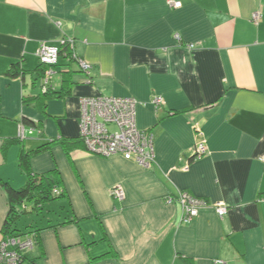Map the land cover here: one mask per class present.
<instances>
[{"label": "crops", "instance_id": "1", "mask_svg": "<svg viewBox=\"0 0 264 264\" xmlns=\"http://www.w3.org/2000/svg\"><path fill=\"white\" fill-rule=\"evenodd\" d=\"M167 1L0 0V241L2 183L27 181L20 147L78 139L81 98L134 99L155 157L144 169L72 142L69 153L54 144L32 155V173L60 175L65 197L48 217L71 222L31 234L15 264H264V0ZM62 42L88 73L61 58L49 87L68 79V93L40 100L36 50ZM11 64L22 74L6 75ZM180 192L206 203L188 223L179 203H165Z\"/></svg>", "mask_w": 264, "mask_h": 264}, {"label": "built area", "instance_id": "2", "mask_svg": "<svg viewBox=\"0 0 264 264\" xmlns=\"http://www.w3.org/2000/svg\"><path fill=\"white\" fill-rule=\"evenodd\" d=\"M171 8L179 9L180 3L167 1ZM251 19L254 23L260 20V14L255 12ZM178 39V35L175 36ZM65 43V42H64ZM60 43V46L64 44ZM69 45V44H68ZM71 45V44H70ZM59 46V47H60ZM58 46L40 45L35 56L39 63L46 66L42 74V91L50 86L59 57ZM80 71L88 73L89 65L79 60L77 63ZM154 106L162 104V99L157 97L152 101ZM80 106V138L86 150L96 156L110 158L121 156L127 161H134L144 169H149L154 162L153 134L151 131L140 130L136 123V102L126 97H85L79 100ZM201 135V134H199ZM205 141L201 140L196 146L195 156L199 159L206 155ZM264 163V157L260 159ZM111 195L122 200L123 191L120 188L111 190ZM179 203L184 211L185 223L190 222L198 215L201 208L206 206L204 200L180 192L175 196L165 199L167 205ZM226 209L218 207L217 215L222 217ZM32 247L28 238L9 237L0 241V264H15L20 261L22 253Z\"/></svg>", "mask_w": 264, "mask_h": 264}, {"label": "trees", "instance_id": "3", "mask_svg": "<svg viewBox=\"0 0 264 264\" xmlns=\"http://www.w3.org/2000/svg\"><path fill=\"white\" fill-rule=\"evenodd\" d=\"M59 57L58 62L62 58L63 60L69 63H78L80 58L73 56L72 49L68 46V42H65L59 47ZM67 59V60H66ZM57 62V64H58ZM43 65L40 64V67ZM57 67L54 66V68ZM6 75L17 77L22 74V70L19 67V64H11L5 72ZM67 78V76H66ZM71 84L69 80L62 79V85L59 90L51 89L48 87L44 92L42 91L38 96L40 100H48L59 98L68 93V86ZM44 104V103H43ZM43 106L42 108H44ZM13 141V140H12ZM13 142L21 143V139L17 138ZM74 144H83L82 139L71 141ZM71 142H66L61 140L59 142L52 141L37 150L26 153L22 147H20L19 155V167L26 174L27 181L25 185L21 188L14 189L8 183H2V187L6 192L8 199V214L4 225L2 227V234L4 238L9 237H20V238H29V236L38 234L40 231L49 228H55L58 225H64L71 222V216H61L57 217L58 214L55 213L54 220L48 217L49 214H53L51 204L54 201L62 199L65 197L64 191L61 189V180L60 175L57 170H51L42 174H35L30 171L29 167V158L37 153L44 151L50 145L60 144L69 153V146L72 145ZM12 143V142H11ZM69 156V155H68ZM30 205V207H29ZM24 215H34L35 218H29L27 221L22 223L21 227L19 226L22 216ZM113 256L112 252L106 255ZM25 253H22L20 261L25 260Z\"/></svg>", "mask_w": 264, "mask_h": 264}, {"label": "rangeland", "instance_id": "4", "mask_svg": "<svg viewBox=\"0 0 264 264\" xmlns=\"http://www.w3.org/2000/svg\"><path fill=\"white\" fill-rule=\"evenodd\" d=\"M42 67L43 68H47L46 66H42ZM38 86H39V82H36V87L39 88ZM41 92H42V88H41ZM57 201H60V199L54 201V203L57 202ZM29 207H30V205H29ZM31 217L35 218L36 216H34V215H24V216H22L21 219L19 220V222H20L19 226L21 227L22 223H24V221H27Z\"/></svg>", "mask_w": 264, "mask_h": 264}]
</instances>
